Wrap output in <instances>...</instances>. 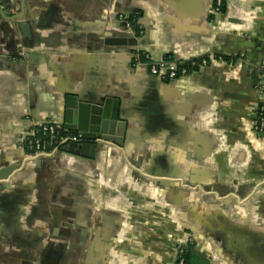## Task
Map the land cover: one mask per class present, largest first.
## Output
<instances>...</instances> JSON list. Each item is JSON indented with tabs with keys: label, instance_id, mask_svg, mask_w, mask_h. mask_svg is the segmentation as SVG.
Masks as SVG:
<instances>
[{
	"label": "crops",
	"instance_id": "1",
	"mask_svg": "<svg viewBox=\"0 0 264 264\" xmlns=\"http://www.w3.org/2000/svg\"><path fill=\"white\" fill-rule=\"evenodd\" d=\"M215 1L0 0V264H47L44 242L55 264H174L179 247L264 264V0ZM136 53L210 63L162 80ZM76 100L119 113L115 141L30 158L19 139L71 132Z\"/></svg>",
	"mask_w": 264,
	"mask_h": 264
},
{
	"label": "built area",
	"instance_id": "2",
	"mask_svg": "<svg viewBox=\"0 0 264 264\" xmlns=\"http://www.w3.org/2000/svg\"><path fill=\"white\" fill-rule=\"evenodd\" d=\"M222 5L223 0H216L215 12L221 13ZM116 22L119 23L120 20H116ZM117 25L119 26L120 24ZM127 28L131 29L132 25L127 23ZM191 63L192 66H196L195 62ZM203 65H206V62ZM134 66L136 68H144L162 80L179 81L191 74L185 66L178 65L167 59L155 62L146 53H136L134 55ZM262 89L264 92V82ZM262 105L264 106V101ZM256 128L258 133L264 136V123L258 125V119ZM80 139V136L62 134L57 122L47 121L35 128L31 134H24L19 139V143L30 158H36L57 153L62 146L77 142ZM174 264H188L184 247L178 248Z\"/></svg>",
	"mask_w": 264,
	"mask_h": 264
},
{
	"label": "water",
	"instance_id": "3",
	"mask_svg": "<svg viewBox=\"0 0 264 264\" xmlns=\"http://www.w3.org/2000/svg\"><path fill=\"white\" fill-rule=\"evenodd\" d=\"M70 113L72 114L73 126L70 128L72 131H68L66 134L69 135L74 132L81 139L62 146L57 153L62 151L87 160H94L99 142L115 141L112 135L115 134L120 115L118 112H114L109 105L92 107L76 100L70 108ZM55 154L43 156L52 157Z\"/></svg>",
	"mask_w": 264,
	"mask_h": 264
},
{
	"label": "trees",
	"instance_id": "4",
	"mask_svg": "<svg viewBox=\"0 0 264 264\" xmlns=\"http://www.w3.org/2000/svg\"><path fill=\"white\" fill-rule=\"evenodd\" d=\"M216 7V1H215V4H214V9ZM221 13L224 14L226 12V5H225V2L223 1V5H222V8L220 9ZM136 17H130V18H127V20L123 21L124 24H127V23H131V25L135 26L136 27ZM137 28V27H136ZM137 31H139V29L137 28ZM165 59L167 60H170L169 57H166ZM172 61V60H171ZM196 63V66H192V63H187L185 65V67L188 69V71L190 73L194 72V71H197L203 64L204 62H206V65H208L210 63L209 61V57H205L203 59H200V60H196V61H193ZM257 119H258V125L264 123V106H260V108L258 109V112H257ZM62 133V132H61ZM188 250H186V259H187V262L189 264V252H187Z\"/></svg>",
	"mask_w": 264,
	"mask_h": 264
},
{
	"label": "flooded vegetation",
	"instance_id": "5",
	"mask_svg": "<svg viewBox=\"0 0 264 264\" xmlns=\"http://www.w3.org/2000/svg\"><path fill=\"white\" fill-rule=\"evenodd\" d=\"M116 27H117V29L122 28L121 25H119V26L116 25ZM133 27L134 26L132 25V28ZM70 135L79 136L78 134H76L74 132L70 133ZM78 141H80V140H78ZM50 246H51V244H49L47 242L42 243L43 252H46V255L48 256L46 259V263L47 264H55L56 263V257L58 255L57 252L59 251V249L56 246L55 247H50Z\"/></svg>",
	"mask_w": 264,
	"mask_h": 264
},
{
	"label": "rangeland",
	"instance_id": "6",
	"mask_svg": "<svg viewBox=\"0 0 264 264\" xmlns=\"http://www.w3.org/2000/svg\"><path fill=\"white\" fill-rule=\"evenodd\" d=\"M192 263H196V261H194L193 259L191 260Z\"/></svg>",
	"mask_w": 264,
	"mask_h": 264
}]
</instances>
